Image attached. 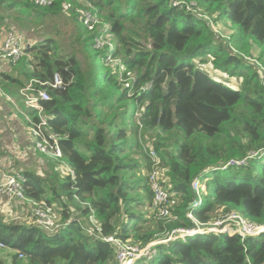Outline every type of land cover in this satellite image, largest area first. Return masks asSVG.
I'll return each mask as SVG.
<instances>
[{
  "label": "trees",
  "instance_id": "16d2710c",
  "mask_svg": "<svg viewBox=\"0 0 264 264\" xmlns=\"http://www.w3.org/2000/svg\"><path fill=\"white\" fill-rule=\"evenodd\" d=\"M49 1L0 0V11L30 21L67 15L75 27L70 52L63 54L51 37L28 38L24 55L7 62L13 75L0 72V88L24 107L28 131L41 120L21 90L36 81L49 96L38 103L42 129L56 137L61 156L37 151L48 161L42 173H14L23 176L25 199L55 205L62 225L49 234L0 216V243L10 251L0 264H117L112 243L83 231L91 212L102 235L139 247L193 227L187 213L202 224L229 212L264 224V154L254 155L264 147V0ZM82 12L101 25L89 31ZM206 15L229 35L214 32ZM105 34L110 45L96 48ZM54 74L63 82L59 88L47 85ZM147 144L162 162L161 186L174 200V221L152 209ZM245 158L244 165L225 167ZM196 178L201 203L189 208ZM156 250L150 261L135 264H264V232L209 233Z\"/></svg>",
  "mask_w": 264,
  "mask_h": 264
},
{
  "label": "built area",
  "instance_id": "2783aa9c",
  "mask_svg": "<svg viewBox=\"0 0 264 264\" xmlns=\"http://www.w3.org/2000/svg\"><path fill=\"white\" fill-rule=\"evenodd\" d=\"M36 3L40 6H45L50 3L49 0H36ZM195 6V5H193ZM193 6H187L186 9L197 12L200 15L198 9H194ZM198 10V11H197ZM81 20L83 25L92 31L98 25H101L96 16L90 15L88 12L81 13ZM26 37L19 31L8 30L5 31L4 36L0 42V61L15 63L24 55V48L26 44ZM109 44V35L105 34L103 37L95 39V47L101 48ZM36 81H30L25 88L21 90V94L24 97V103L27 107H33L39 109L37 115L41 120L39 124H32L30 122L29 133L33 138L32 145L36 151L51 158L58 159L61 156L60 149L57 146L56 137L54 135H45L42 129L46 122L42 119L41 107L39 101L48 100L49 96L45 89L36 88L34 83ZM44 84H40L43 86ZM46 85V83H45ZM49 87L59 88L63 85V82L58 74H54L52 81L47 83ZM0 88V92H1ZM148 148V156L150 160V170L147 174V183L152 194V209L156 212V216L166 222L176 220V216L173 215L171 209L173 208L174 200H172L167 190L161 186L162 182V162L158 154L153 148ZM259 153L264 154V147L254 155ZM246 163V158L241 160H230L226 166H241ZM71 172V171H70ZM72 173V172H71ZM23 176L19 173L2 174L0 176V196H5L8 199L16 198L20 201L29 202L31 204V216L27 222L28 225H34L39 227L45 233L55 232L61 225V214L56 209L55 205H48L45 201L32 202L27 201L23 195L22 182ZM192 189L195 194V199L192 203L195 208L201 203V185L199 179L196 178L192 182ZM194 222V226L191 228H174L165 233L162 238L152 241L142 247L123 242L112 236L105 237L102 235L100 223L94 217L91 212L87 220L83 223V231L91 235L94 238L100 239L104 242L112 243L116 247V262L117 264H135L138 260L144 259L146 262L150 261L156 255L157 245H168L170 242L177 240H184L187 237L206 235L209 233L215 234H228L238 235L241 238L257 237L264 232V224H256L248 221L238 212L222 213L214 221L202 224L197 222L190 213L186 215ZM6 248L5 245L0 243V249ZM22 258L20 254L18 256Z\"/></svg>",
  "mask_w": 264,
  "mask_h": 264
},
{
  "label": "crops",
  "instance_id": "0c3cea01",
  "mask_svg": "<svg viewBox=\"0 0 264 264\" xmlns=\"http://www.w3.org/2000/svg\"><path fill=\"white\" fill-rule=\"evenodd\" d=\"M1 40L0 37V42ZM0 72L12 74V69L9 68L7 62H1ZM24 113L26 112L20 102L0 92V176L4 173L23 171L42 173L46 169V164L42 162L43 156L34 149L31 143ZM3 202L0 196V212L4 213L0 216L3 219L6 214L10 215L12 212L20 211V216L25 218L24 223L30 220L32 212L29 202H14L8 199V207L5 206V208H3ZM148 211L152 212L150 208Z\"/></svg>",
  "mask_w": 264,
  "mask_h": 264
},
{
  "label": "rangeland",
  "instance_id": "374dc122",
  "mask_svg": "<svg viewBox=\"0 0 264 264\" xmlns=\"http://www.w3.org/2000/svg\"><path fill=\"white\" fill-rule=\"evenodd\" d=\"M64 7H68L65 5ZM200 11V10H199ZM201 13V12H200ZM6 16V18H4ZM206 21L208 26L218 35L221 36H228L229 31L226 29L225 26H223L222 22H216L214 21V16H202ZM11 18L12 21H6L8 23H11L7 26V23L3 22L5 19ZM232 26V25H231ZM233 28V26H232ZM8 30H16L21 32L26 39H30V41H38L41 38L45 37H51L55 40V42L59 45L60 51L63 52V54L69 53L71 48L70 45L73 43L74 34H75V27L73 21L67 17V15H56L55 17H42L41 19H32L31 21L27 19L25 15L17 14L14 12V10H6V11H0V37L1 39L4 36L5 31ZM77 58L82 61V55L77 53ZM5 63L4 61H2ZM1 63V62H0ZM9 66V65H8ZM10 67V66H9ZM219 77L223 75L224 78H221V80H225L227 78V75L224 74H214ZM30 138L32 139L31 143L33 142L32 136L29 134ZM147 146H150V148H153L151 144H147ZM146 146V147H147ZM148 152V150H147ZM42 162L45 163V160L42 159ZM46 164L48 165V161L46 159ZM3 198L2 205L3 208L8 207L7 202L8 198L5 196H1ZM200 206V204L198 205ZM1 210V209H0ZM0 214H4L3 212ZM20 211H17V213H10V215L6 214L4 216L3 221L4 222H25V218L20 216ZM20 217V218H19ZM23 218V219H22ZM27 224V223H26ZM9 255L10 251L8 249L2 248L0 249V260L1 261H9Z\"/></svg>",
  "mask_w": 264,
  "mask_h": 264
},
{
  "label": "water",
  "instance_id": "95a60500",
  "mask_svg": "<svg viewBox=\"0 0 264 264\" xmlns=\"http://www.w3.org/2000/svg\"><path fill=\"white\" fill-rule=\"evenodd\" d=\"M194 206V203H191L190 205H189V208H192Z\"/></svg>",
  "mask_w": 264,
  "mask_h": 264
},
{
  "label": "bare ground",
  "instance_id": "6f19581e",
  "mask_svg": "<svg viewBox=\"0 0 264 264\" xmlns=\"http://www.w3.org/2000/svg\"><path fill=\"white\" fill-rule=\"evenodd\" d=\"M198 205H199V204H198ZM198 205H197V206H198Z\"/></svg>",
  "mask_w": 264,
  "mask_h": 264
}]
</instances>
